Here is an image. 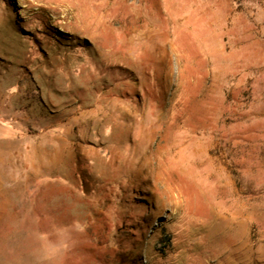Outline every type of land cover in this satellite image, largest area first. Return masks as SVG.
<instances>
[{
	"label": "rangeland",
	"instance_id": "obj_1",
	"mask_svg": "<svg viewBox=\"0 0 264 264\" xmlns=\"http://www.w3.org/2000/svg\"><path fill=\"white\" fill-rule=\"evenodd\" d=\"M0 264H264V0H0Z\"/></svg>",
	"mask_w": 264,
	"mask_h": 264
}]
</instances>
